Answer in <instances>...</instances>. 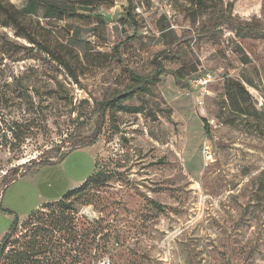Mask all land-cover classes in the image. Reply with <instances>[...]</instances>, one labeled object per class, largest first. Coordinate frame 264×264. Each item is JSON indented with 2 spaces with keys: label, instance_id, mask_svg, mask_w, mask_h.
Instances as JSON below:
<instances>
[{
  "label": "rangeland",
  "instance_id": "obj_1",
  "mask_svg": "<svg viewBox=\"0 0 264 264\" xmlns=\"http://www.w3.org/2000/svg\"><path fill=\"white\" fill-rule=\"evenodd\" d=\"M232 1L55 0L82 17L48 19L0 0L77 78L0 11V264L54 223V264H264V5Z\"/></svg>",
  "mask_w": 264,
  "mask_h": 264
},
{
  "label": "trees",
  "instance_id": "obj_2",
  "mask_svg": "<svg viewBox=\"0 0 264 264\" xmlns=\"http://www.w3.org/2000/svg\"><path fill=\"white\" fill-rule=\"evenodd\" d=\"M197 6H202L205 7L208 5V1H213V2H223L224 0H192ZM226 1V11L228 13V17H231V13H232V8H233V4L234 2L232 0H225ZM96 0H81V3H84L87 7H90V5L95 4ZM42 5V7L44 8V17L48 18V19H54V18H66V17H82V14H75L73 12H69L66 7L58 4L55 2V0H27V4L25 5V7L22 8L21 10V14L24 15H33L36 13V11L38 10V6ZM263 5H264V0H263ZM0 11L4 14L5 18L9 20V23L11 24V26L16 30V32L18 33L19 36H21L22 38H24L28 44L32 45V46H37L39 47V49L41 51H43L46 55L50 56L58 65H60L65 71L66 73L69 75V77L77 82V78L76 76L73 74V71L70 67V65L63 60L62 58H60V56H58L57 54H55L53 51H51L49 48L43 46L42 44L37 43L34 40V37L31 36L27 30L24 28L23 25L20 24L19 19L9 10H7L5 7L0 5ZM89 11V10H86ZM101 19V18H100ZM119 50V46H116L115 48H113V52L114 55L117 59H119L118 61H120V54L118 52ZM158 72H156L152 77L150 78H141L135 74H133L132 72L130 73V77L132 79V81H134L135 83H138L140 85H144V84H151L154 81H158ZM115 106H117L116 102L114 100H110V101H106V102H102L99 105V111L101 112L100 117L101 119L105 118V114L106 112L111 109L114 108ZM202 123H203V127H204V131L205 133H208V122L202 118ZM92 136L94 137H90L87 141L85 142H79L78 144H75V146H73V149L76 147H81V146H87L90 144H93L95 142V140L97 139V135L95 136V134H93ZM66 155V154H65ZM65 155L62 157V159L65 157ZM49 161L48 160H44L41 164L42 165H46L48 164ZM94 173L92 174L91 177H93ZM91 177L86 180L82 185H80L78 188H75L73 190H70L68 192H66L61 199H59L58 201L55 202H51V203H47L46 205H50V204H55V203H59L62 199L64 198H68L70 195H74L75 193L80 192L83 187L90 182ZM15 181V180H13ZM13 181H10L9 183L5 184L4 186L6 187L7 185H9L10 183H12ZM31 216V215H30ZM59 219L58 221L61 222L64 218ZM45 224H40L38 226L35 225L33 228V236H30L28 242H26V250L24 249H20L17 252H15V256L13 259V264H54V262L49 258L50 257V253L51 251H53L54 249V244L55 245H60V239L62 237H64V233L67 235V239H70V232H69V228H68V224L64 223V224H53V225H47L44 227ZM14 230V227H11V229L9 230V232L7 234H5V236L2 238L1 240V244H0V255L3 254L5 247L7 246V244L9 243V238H10V233ZM61 230L62 234L59 235L58 238H54L55 241L52 242L50 244V237L52 235L57 234V231ZM63 243H65V239H63ZM57 262V261H55ZM62 262V261H61ZM63 264V263H62Z\"/></svg>",
  "mask_w": 264,
  "mask_h": 264
},
{
  "label": "built area",
  "instance_id": "obj_3",
  "mask_svg": "<svg viewBox=\"0 0 264 264\" xmlns=\"http://www.w3.org/2000/svg\"><path fill=\"white\" fill-rule=\"evenodd\" d=\"M212 81V75L210 73H205L200 75L193 80H190V84L197 89V94L199 95V105L203 102V97L207 93L206 87Z\"/></svg>",
  "mask_w": 264,
  "mask_h": 264
}]
</instances>
